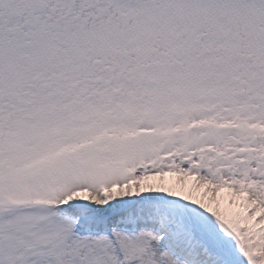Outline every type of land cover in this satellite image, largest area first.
Here are the masks:
<instances>
[{
    "label": "snow or ice",
    "instance_id": "snow-or-ice-1",
    "mask_svg": "<svg viewBox=\"0 0 264 264\" xmlns=\"http://www.w3.org/2000/svg\"><path fill=\"white\" fill-rule=\"evenodd\" d=\"M0 264H264V0H0Z\"/></svg>",
    "mask_w": 264,
    "mask_h": 264
},
{
    "label": "rangeland",
    "instance_id": "rangeland-1",
    "mask_svg": "<svg viewBox=\"0 0 264 264\" xmlns=\"http://www.w3.org/2000/svg\"><path fill=\"white\" fill-rule=\"evenodd\" d=\"M171 179V178H170ZM202 191V190H201ZM198 195L200 194V193H197Z\"/></svg>",
    "mask_w": 264,
    "mask_h": 264
}]
</instances>
